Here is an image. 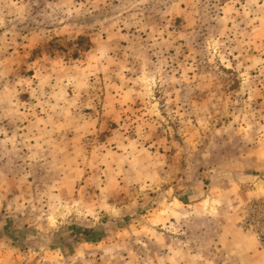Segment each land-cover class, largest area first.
<instances>
[{"label": "rangeland", "instance_id": "obj_1", "mask_svg": "<svg viewBox=\"0 0 264 264\" xmlns=\"http://www.w3.org/2000/svg\"><path fill=\"white\" fill-rule=\"evenodd\" d=\"M264 0H0V264H264Z\"/></svg>", "mask_w": 264, "mask_h": 264}, {"label": "built area", "instance_id": "obj_2", "mask_svg": "<svg viewBox=\"0 0 264 264\" xmlns=\"http://www.w3.org/2000/svg\"><path fill=\"white\" fill-rule=\"evenodd\" d=\"M240 228L254 237L264 252V195L251 199L243 208Z\"/></svg>", "mask_w": 264, "mask_h": 264}]
</instances>
